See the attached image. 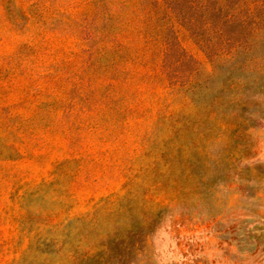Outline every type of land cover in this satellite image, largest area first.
I'll return each mask as SVG.
<instances>
[{
	"label": "rangeland",
	"instance_id": "374dc122",
	"mask_svg": "<svg viewBox=\"0 0 264 264\" xmlns=\"http://www.w3.org/2000/svg\"><path fill=\"white\" fill-rule=\"evenodd\" d=\"M178 24L163 0H0V264H264V121L215 135L227 74L191 88L177 43L211 67Z\"/></svg>",
	"mask_w": 264,
	"mask_h": 264
},
{
	"label": "trees",
	"instance_id": "16d2710c",
	"mask_svg": "<svg viewBox=\"0 0 264 264\" xmlns=\"http://www.w3.org/2000/svg\"><path fill=\"white\" fill-rule=\"evenodd\" d=\"M163 3L177 16L178 25L191 36L211 67V73L202 77L199 63L177 43L178 56L192 63L190 71L195 82L191 88L196 92L218 70L226 71L224 83L203 107L207 121L221 124L215 135L222 133L223 128L231 129L238 124L240 127L241 123L254 126L264 121L263 109L257 111L258 115L251 112L257 102L252 99L264 98V0H163ZM209 131L205 130L204 135L212 133ZM203 168L202 164H193L188 172L198 186L243 179L233 168L206 178ZM122 258L119 251L105 260L112 264Z\"/></svg>",
	"mask_w": 264,
	"mask_h": 264
}]
</instances>
